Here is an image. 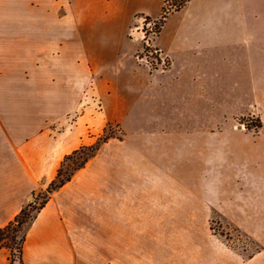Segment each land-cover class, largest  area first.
I'll use <instances>...</instances> for the list:
<instances>
[{"label": "crops", "instance_id": "1", "mask_svg": "<svg viewBox=\"0 0 264 264\" xmlns=\"http://www.w3.org/2000/svg\"><path fill=\"white\" fill-rule=\"evenodd\" d=\"M162 6L163 0H0V84L22 61L71 59L75 98L80 76L91 78V68L95 74L91 61L120 56L108 45L112 30L101 14L110 12L126 32L139 17L160 18ZM138 41L116 87L123 107L146 116L118 122L123 140L104 144L51 194L25 228L22 264H137V249H82L86 231L125 223L130 215L123 211H137L141 202L149 218L155 193L188 185L191 173L192 193L200 201L207 196L211 209H225L238 226H264V0H190L170 13L152 40L169 62L164 71L136 63ZM18 92L0 89V227L35 202L76 149L70 129L28 124ZM246 117L259 127L242 129ZM218 254L212 264H264V249L247 260L228 249ZM8 255L0 249V264H11Z\"/></svg>", "mask_w": 264, "mask_h": 264}, {"label": "rangeland", "instance_id": "2", "mask_svg": "<svg viewBox=\"0 0 264 264\" xmlns=\"http://www.w3.org/2000/svg\"><path fill=\"white\" fill-rule=\"evenodd\" d=\"M109 7L108 3L107 9ZM109 13H102L99 19L101 23L105 20L108 29L111 28L108 45L117 48L119 59L116 61L110 56L101 61H91L95 74L91 68V78L80 76V89L75 98L70 97L71 59L22 61L21 66L11 64L9 79L0 84V89L17 90L22 94L16 100L21 102L22 107L26 106L28 124L54 125L59 133L64 128L70 129V133H75L76 149L101 142L104 137L110 138L100 148L108 142L113 144L123 140L124 131L119 123L146 116L145 113L130 112L120 104V87H116V80L121 69L132 64L131 53L140 45L138 38L142 44L144 38L147 40L145 31L149 26L143 21L144 17H139L126 33L123 28L117 27ZM158 19L151 21L159 23ZM126 35L131 40L126 39ZM154 37L152 35V39ZM138 56L140 51L134 55L136 63L145 66L137 59ZM148 69L151 72L164 71L157 69L153 63ZM242 122L246 124L245 131L259 127L258 121L252 117L239 121ZM126 125L129 126L128 123ZM71 165L70 161L67 162L63 172H68ZM186 177L188 185L166 186L169 193H155L154 211L149 210L153 219L150 216L147 218L148 211L142 209L141 202L137 211H123L125 216L137 213V221L132 216L133 223H127L131 221L128 216L123 224L89 227L85 236L90 239L84 241L81 248L137 249L140 253L136 258L137 264H212V261L218 260V252L227 249L247 260L264 249V226L232 224L225 216V209H211L212 203L207 196L203 195L200 201L199 195L192 193L197 190L193 185V174H186ZM44 197L45 190L36 195L33 205L40 204ZM221 205L225 206L224 201ZM116 235L120 240L114 239ZM14 259V264H20L17 256ZM129 260L124 258V263Z\"/></svg>", "mask_w": 264, "mask_h": 264}, {"label": "trees", "instance_id": "3", "mask_svg": "<svg viewBox=\"0 0 264 264\" xmlns=\"http://www.w3.org/2000/svg\"><path fill=\"white\" fill-rule=\"evenodd\" d=\"M190 0H163L162 13L158 19L159 23H155L154 29L158 35L165 19L170 13L177 12L184 8ZM147 21L151 20L145 17ZM110 137H104L101 142L91 145H83L78 149L66 155L61 161L57 169L54 179L49 183L45 189V197L37 206L34 202L28 203L18 215L14 217L6 226L0 227V249L4 248L8 251V258L11 264L15 263L14 257L17 256L19 263L21 262V253L23 244L25 242V228L36 217V214L48 202L51 194L57 189L69 182L76 171L83 168L85 164L95 156L102 143L106 142ZM72 163L68 172H63V168L67 162ZM15 252V254H14Z\"/></svg>", "mask_w": 264, "mask_h": 264}, {"label": "built area", "instance_id": "4", "mask_svg": "<svg viewBox=\"0 0 264 264\" xmlns=\"http://www.w3.org/2000/svg\"><path fill=\"white\" fill-rule=\"evenodd\" d=\"M144 22H146V25L149 26V30L147 28V31H145L148 35L147 37V40L146 38H144L142 41H143V44H142V49L140 50V56L137 57V59L140 61V62H143L145 63V66L146 67H151V63H153L155 65V67H157V69H163L165 70L167 68V58L163 55V53L157 49L156 47H154L152 45V40L155 38L152 39V35H157L155 30L153 31L151 26H155V23L152 22L151 20L147 21L144 17L143 19ZM141 33V32H140ZM146 33L144 35V37H146ZM156 69V68H155ZM239 126L246 130L247 127H246V124L245 123H240Z\"/></svg>", "mask_w": 264, "mask_h": 264}]
</instances>
